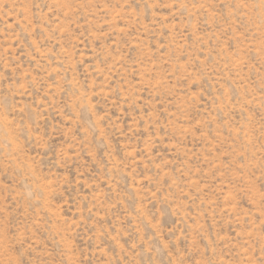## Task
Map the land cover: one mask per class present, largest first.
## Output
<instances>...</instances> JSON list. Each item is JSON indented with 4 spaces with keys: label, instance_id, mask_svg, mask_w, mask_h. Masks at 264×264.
Returning a JSON list of instances; mask_svg holds the SVG:
<instances>
[{
    "label": "rangeland",
    "instance_id": "rangeland-1",
    "mask_svg": "<svg viewBox=\"0 0 264 264\" xmlns=\"http://www.w3.org/2000/svg\"><path fill=\"white\" fill-rule=\"evenodd\" d=\"M0 264H264V0H0Z\"/></svg>",
    "mask_w": 264,
    "mask_h": 264
}]
</instances>
